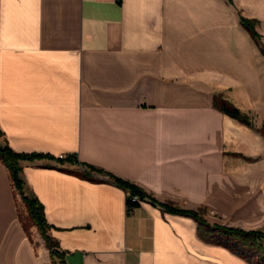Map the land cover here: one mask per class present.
<instances>
[{"label":"crops","instance_id":"1","mask_svg":"<svg viewBox=\"0 0 264 264\" xmlns=\"http://www.w3.org/2000/svg\"><path fill=\"white\" fill-rule=\"evenodd\" d=\"M216 94L256 126L216 108ZM263 125L264 0H0L2 141L53 157L21 160L20 175L62 255L26 224L0 158V264H250L160 203L264 213ZM81 163L158 203L128 208L114 182L70 172Z\"/></svg>","mask_w":264,"mask_h":264},{"label":"trees","instance_id":"2","mask_svg":"<svg viewBox=\"0 0 264 264\" xmlns=\"http://www.w3.org/2000/svg\"><path fill=\"white\" fill-rule=\"evenodd\" d=\"M242 22L256 38L260 37L256 29V22L243 18ZM216 108L226 115L240 121L241 123L255 127L254 117L247 112L242 111L234 102L227 99L223 94H216L214 98ZM258 131L264 136V125L258 128ZM4 132L0 129V158L9 167L14 185L19 190L22 198L28 208L29 219L38 227L42 236L47 241L50 250L54 256L61 257L57 250L58 243L50 234L51 226L48 224L44 205L34 195H29L25 191V182L21 177L22 167L21 160H34L41 158H53L43 154H22L14 151L8 144L3 143ZM59 162H80L73 157L66 156L57 159ZM82 169L70 171L84 179L95 182L109 181L114 182L124 190L129 192L127 197L128 208L139 205V201H134L133 196L137 195L142 200L149 198L151 201L158 203V200L151 194L141 188L134 182L125 180L112 172L97 166L81 163ZM167 211L193 217L198 222L199 236L204 241L227 248L232 253L240 256L250 264H264V229H245L219 223H211L206 217V211L182 209L167 203H160Z\"/></svg>","mask_w":264,"mask_h":264},{"label":"rangeland","instance_id":"3","mask_svg":"<svg viewBox=\"0 0 264 264\" xmlns=\"http://www.w3.org/2000/svg\"><path fill=\"white\" fill-rule=\"evenodd\" d=\"M20 200H21V197H20ZM252 200L253 199L251 198L250 201ZM23 206L24 205H22L23 219L25 220L26 224L31 225L32 222L28 217L29 213L28 214L25 213V209ZM206 217L209 218L211 223H214L215 221L214 218H218L219 219L218 221L220 224L241 227L245 229H257V228L264 229V213H250L249 211H246L239 215V213L237 214L234 211L224 212L221 214H217L215 211H211V212H206Z\"/></svg>","mask_w":264,"mask_h":264},{"label":"built area","instance_id":"4","mask_svg":"<svg viewBox=\"0 0 264 264\" xmlns=\"http://www.w3.org/2000/svg\"><path fill=\"white\" fill-rule=\"evenodd\" d=\"M133 200H134V201H140L141 198H140L139 196L135 195V196H133Z\"/></svg>","mask_w":264,"mask_h":264},{"label":"bare ground","instance_id":"5","mask_svg":"<svg viewBox=\"0 0 264 264\" xmlns=\"http://www.w3.org/2000/svg\"><path fill=\"white\" fill-rule=\"evenodd\" d=\"M229 262H230V264H240L241 263V262L239 263V262H237L235 260L234 261H230V259H229Z\"/></svg>","mask_w":264,"mask_h":264}]
</instances>
